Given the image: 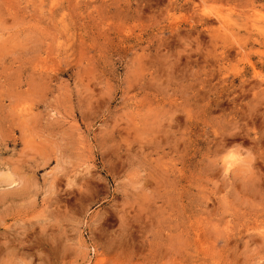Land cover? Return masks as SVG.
Masks as SVG:
<instances>
[{
	"label": "rangeland",
	"instance_id": "obj_1",
	"mask_svg": "<svg viewBox=\"0 0 264 264\" xmlns=\"http://www.w3.org/2000/svg\"><path fill=\"white\" fill-rule=\"evenodd\" d=\"M263 83L264 0H0V264H264Z\"/></svg>",
	"mask_w": 264,
	"mask_h": 264
},
{
	"label": "bare ground",
	"instance_id": "obj_2",
	"mask_svg": "<svg viewBox=\"0 0 264 264\" xmlns=\"http://www.w3.org/2000/svg\"><path fill=\"white\" fill-rule=\"evenodd\" d=\"M229 29V28H228ZM255 30V29H254ZM262 31V30H261ZM257 83V82H256ZM246 84V83H245ZM264 84V83H263ZM249 86V85H248ZM255 87V86H254ZM256 98V97H255ZM254 101V100H253ZM252 108V107H251ZM250 112H251V110H250ZM254 112V111H253ZM218 137V136H217ZM220 148V147H219ZM258 170V169H257Z\"/></svg>",
	"mask_w": 264,
	"mask_h": 264
}]
</instances>
